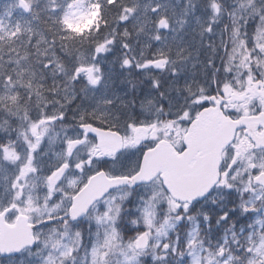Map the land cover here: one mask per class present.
I'll return each instance as SVG.
<instances>
[{"label": "snow or ice", "instance_id": "1", "mask_svg": "<svg viewBox=\"0 0 264 264\" xmlns=\"http://www.w3.org/2000/svg\"><path fill=\"white\" fill-rule=\"evenodd\" d=\"M0 264H264V0H3Z\"/></svg>", "mask_w": 264, "mask_h": 264}, {"label": "rangeland", "instance_id": "2", "mask_svg": "<svg viewBox=\"0 0 264 264\" xmlns=\"http://www.w3.org/2000/svg\"><path fill=\"white\" fill-rule=\"evenodd\" d=\"M2 3V2H1Z\"/></svg>", "mask_w": 264, "mask_h": 264}]
</instances>
